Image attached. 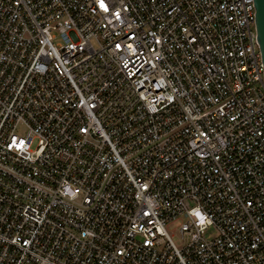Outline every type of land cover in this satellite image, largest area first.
Returning <instances> with one entry per match:
<instances>
[{
	"label": "built area",
	"instance_id": "2783aa9c",
	"mask_svg": "<svg viewBox=\"0 0 264 264\" xmlns=\"http://www.w3.org/2000/svg\"><path fill=\"white\" fill-rule=\"evenodd\" d=\"M102 2L0 0V264H264L253 0Z\"/></svg>",
	"mask_w": 264,
	"mask_h": 264
},
{
	"label": "water",
	"instance_id": "95a60500",
	"mask_svg": "<svg viewBox=\"0 0 264 264\" xmlns=\"http://www.w3.org/2000/svg\"><path fill=\"white\" fill-rule=\"evenodd\" d=\"M254 5V29L256 35V44L260 54L263 78H264V0H253Z\"/></svg>",
	"mask_w": 264,
	"mask_h": 264
},
{
	"label": "rangeland",
	"instance_id": "374dc122",
	"mask_svg": "<svg viewBox=\"0 0 264 264\" xmlns=\"http://www.w3.org/2000/svg\"><path fill=\"white\" fill-rule=\"evenodd\" d=\"M165 229H166L167 235L169 236L173 244L178 248L181 247L182 243L180 240V235H179L177 227L175 225H168ZM214 235H215L214 231L210 230L206 238L208 237L212 238Z\"/></svg>",
	"mask_w": 264,
	"mask_h": 264
},
{
	"label": "snow or ice",
	"instance_id": "6c2138e0",
	"mask_svg": "<svg viewBox=\"0 0 264 264\" xmlns=\"http://www.w3.org/2000/svg\"><path fill=\"white\" fill-rule=\"evenodd\" d=\"M100 6H101L102 8L105 7L104 4H103V2H102V0H101V3H100ZM105 10H107V9H105Z\"/></svg>",
	"mask_w": 264,
	"mask_h": 264
}]
</instances>
